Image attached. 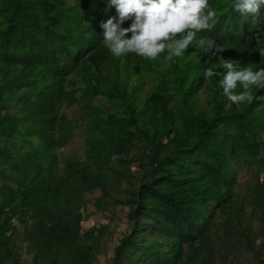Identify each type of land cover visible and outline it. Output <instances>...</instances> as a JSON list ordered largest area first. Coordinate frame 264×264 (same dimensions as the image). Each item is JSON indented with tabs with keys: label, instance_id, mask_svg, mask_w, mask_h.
Here are the masks:
<instances>
[{
	"label": "trees",
	"instance_id": "obj_1",
	"mask_svg": "<svg viewBox=\"0 0 264 264\" xmlns=\"http://www.w3.org/2000/svg\"><path fill=\"white\" fill-rule=\"evenodd\" d=\"M232 2L209 0L212 53L165 63L109 53L107 0H0V264H100L117 208L106 264H264V89L237 106L204 75L264 68V12Z\"/></svg>",
	"mask_w": 264,
	"mask_h": 264
},
{
	"label": "clouds",
	"instance_id": "obj_2",
	"mask_svg": "<svg viewBox=\"0 0 264 264\" xmlns=\"http://www.w3.org/2000/svg\"><path fill=\"white\" fill-rule=\"evenodd\" d=\"M108 8H115L116 16L102 22V44L114 58L134 54L146 61L161 56L165 63L182 57L190 46L212 53L215 41L199 33L211 32L217 13L209 0H107ZM232 9L245 18H255L264 12V0H233ZM128 27H122L125 21ZM218 50V49H217ZM214 54V53H213ZM264 56V51L261 52ZM226 71L219 73L205 69V77L221 75L223 95L239 106L251 103L252 89H264V68L253 71L239 67L237 62L224 61ZM242 91L237 92V89Z\"/></svg>",
	"mask_w": 264,
	"mask_h": 264
},
{
	"label": "rangeland",
	"instance_id": "obj_3",
	"mask_svg": "<svg viewBox=\"0 0 264 264\" xmlns=\"http://www.w3.org/2000/svg\"><path fill=\"white\" fill-rule=\"evenodd\" d=\"M201 100H205V97L203 93L201 94ZM64 107L69 115H75L78 114L77 107L75 104L69 106V107ZM15 110V107H13ZM79 129V127H77ZM82 140L77 134L70 139L68 143H66L64 146L60 147L58 149V152L61 155H67V154H73V153H80L82 152ZM251 176V173L249 172L248 168L245 169H240L238 170V179L242 183L243 181L249 179ZM99 191L96 190L95 194H97ZM125 211L122 209L117 208V216L115 217V220L112 221V225L116 224L114 234L112 236V240L110 242H107V248H103V250L98 254V258L100 260V264H106V259H110L113 253V244L117 241V238L121 233L125 230L127 227V222H126V217H125ZM104 217L102 215V211H96L93 215H91L88 219L83 220V225L84 226H89L95 222H99L103 220ZM115 221V222H114Z\"/></svg>",
	"mask_w": 264,
	"mask_h": 264
}]
</instances>
